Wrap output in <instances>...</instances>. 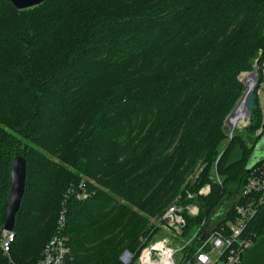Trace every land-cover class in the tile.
I'll use <instances>...</instances> for the list:
<instances>
[{
  "label": "trees",
  "instance_id": "16d2710c",
  "mask_svg": "<svg viewBox=\"0 0 264 264\" xmlns=\"http://www.w3.org/2000/svg\"><path fill=\"white\" fill-rule=\"evenodd\" d=\"M255 58L264 61V0H0V234L12 160H26L12 260L36 263L62 209L64 264H121L124 249L135 259L157 229L150 218L205 184L182 229L202 227L186 257L204 227L234 222L264 137L259 84L248 125L226 140L223 121ZM243 234L264 236V201Z\"/></svg>",
  "mask_w": 264,
  "mask_h": 264
},
{
  "label": "built area",
  "instance_id": "2783aa9c",
  "mask_svg": "<svg viewBox=\"0 0 264 264\" xmlns=\"http://www.w3.org/2000/svg\"><path fill=\"white\" fill-rule=\"evenodd\" d=\"M261 77V81L258 82L259 73L257 72L256 85L259 84L256 90L257 96L260 95L261 91L264 93V67L261 69ZM259 88L261 89L260 92L258 91ZM242 100L243 97L240 98V101ZM245 116H247L246 118L249 117L247 114ZM241 122H244L243 119ZM259 132L260 129L257 133ZM83 187L84 184L81 182L79 185L81 191L76 193L77 198L86 196ZM208 192V187L200 191L203 194ZM241 197V203L235 206L236 216L234 222L229 223L228 226L214 228L205 233L204 238L198 241L200 245H197L190 257L187 258L186 251L182 250L184 245L182 247H172L165 239H158L150 241L142 247L137 257V264H241L245 251L253 243L252 238L244 235L243 231L248 221L255 214L257 207L264 201V159L259 165H255L250 169L249 175L246 177L241 189ZM185 210L190 214H195L197 211L192 206H188ZM184 213V209L181 206L170 205L160 218L169 227L181 232L186 225ZM64 227L65 209H62L57 220V230L45 244L41 257L35 264H64L65 258L70 252L67 245L68 237L64 233ZM197 233L198 230L193 235L194 239L198 236ZM14 238L13 229L6 230L2 228L0 249L9 264H16L10 256ZM176 254H179L180 257L175 260ZM124 264H130L129 260L125 261Z\"/></svg>",
  "mask_w": 264,
  "mask_h": 264
},
{
  "label": "rangeland",
  "instance_id": "374dc122",
  "mask_svg": "<svg viewBox=\"0 0 264 264\" xmlns=\"http://www.w3.org/2000/svg\"><path fill=\"white\" fill-rule=\"evenodd\" d=\"M126 6L129 8L130 5H127ZM123 7L120 6V9H122ZM258 54H260V50L258 51ZM264 65V61L263 63L259 64L257 63V59L255 58L253 63H252V68L250 70H247V71H242L238 78L239 80L242 82L243 86H244V89L246 88V85L244 84V82H246V84L248 85L249 83V80L252 79L253 75H252V72L253 71H256L258 72V68L260 66ZM253 80V79H252ZM255 88V87H254ZM243 89V91H244ZM260 88L258 89V91L260 92ZM243 91H242V94H243ZM262 92V91H261ZM256 96H257V92H256ZM242 97V95H240L238 97V99L236 100V103L235 105L233 106V108L230 110L233 111L236 109V107L238 106L239 104V101H240V98ZM257 96V106L256 104L254 105V107L256 106L258 111L260 110V114L262 115L261 117V121H263V109H264V96L260 97ZM230 112L226 115L224 121H223V127L225 128V133H226V140H229L232 135H233V131L235 130H241L243 129L245 126L248 125V118L250 117V113L247 114L249 117L246 118L247 116L243 117V121L244 122H241L242 119L240 121H237L233 124V126L231 128H229L228 124H226V119L228 117V115L230 114ZM234 115L232 116V119H233ZM262 124V122H260V125ZM262 130V127L260 128V131ZM258 132V131H257ZM224 141H222L220 143V148L223 147L224 145ZM215 163V162H214ZM202 169V166H197L193 171L189 172L187 175H186V179L184 180V186L186 184L189 183V181H191V179L195 178L196 176H198V174L200 173ZM214 172V176L216 178V180L218 182H220L219 180V177L218 175L216 174V170L214 169L213 170ZM205 187H208L209 189V184H205L203 185L202 187H200L197 191L195 192H190V191H187L185 192L186 194V198L183 199L180 195L176 196L174 198V200L167 206L169 207L170 205H178V206H181L183 209H184V216L186 217H191V218H194V217H197L199 215V207L198 205L194 202L196 196L198 195H205L203 193H200V191H202ZM188 206H192V207H195L197 209L196 213L195 214H190L188 213L185 209H187ZM167 207L165 208V210L167 209ZM164 210V211H165ZM163 211V213H164ZM60 213V212H59ZM162 213V214H163ZM59 216V215H58ZM158 219V220H157ZM154 221V223H156V225L154 226L155 228H157L153 234L150 236L149 240H147V242L145 244H143V246H145L147 243H149L150 241H153V240H162V239H165L166 241L169 242V245L172 246V247H182V245H184V247H182V250L184 251L186 249V247L188 245H191V246H195V243H192V240L194 239L193 238V235L195 234V232H197L198 230V227L200 228L201 225H198V227H194L193 229H191L188 233V236L186 235H183L182 231L181 232H177V230H175L173 227H169L168 224H166V222L163 220L161 221V218H156V217H151L150 218V223L152 224V222ZM202 228V227H201ZM213 228V226H210L208 230H206L205 232L207 233L209 230L211 231ZM202 232H203V229H202ZM202 232L200 231L199 232V235L202 234ZM147 238V237H146ZM145 238V239H146ZM258 240L256 241H253V243L250 245L249 249L257 242ZM197 245H200V244H196V247ZM142 246V247H143ZM141 247V249H142ZM140 249V250H141ZM246 253V252H245ZM139 253L137 254L136 258L134 259V255L132 253H130V251H128L127 249H124L118 256V260L121 264H124L125 261L129 260V263L130 264H137V257H138ZM180 257L179 254H176L175 255V260L178 259Z\"/></svg>",
  "mask_w": 264,
  "mask_h": 264
},
{
  "label": "water",
  "instance_id": "95a60500",
  "mask_svg": "<svg viewBox=\"0 0 264 264\" xmlns=\"http://www.w3.org/2000/svg\"><path fill=\"white\" fill-rule=\"evenodd\" d=\"M16 8L18 9H25L29 8L35 5L40 4L43 0H9ZM252 86L250 88H247L246 82L244 84L246 85V88L243 91L242 97L244 101V107L246 110V114H249L255 104L254 101V87L257 84V72H252ZM234 112L231 111L226 119V124H228L229 128L232 127L233 124L230 123L231 115ZM248 140H250V137H247ZM264 159V137L261 138V140L256 144L252 158L250 162L248 163L247 169L250 170L252 167L255 166L257 162H260ZM10 186L8 190L7 197L5 198V222L3 224V229L6 230H12L15 220V214L20 206L21 198L24 193V187H25V175H26V160L23 156L17 155L13 158L11 163V169H10ZM204 227L202 234L200 235V240L204 238L205 236V230Z\"/></svg>",
  "mask_w": 264,
  "mask_h": 264
},
{
  "label": "crops",
  "instance_id": "0c3cea01",
  "mask_svg": "<svg viewBox=\"0 0 264 264\" xmlns=\"http://www.w3.org/2000/svg\"><path fill=\"white\" fill-rule=\"evenodd\" d=\"M262 96H264L263 92L260 93V97ZM245 252L241 264H264V236L260 237L258 241Z\"/></svg>",
  "mask_w": 264,
  "mask_h": 264
},
{
  "label": "bare ground",
  "instance_id": "6f19581e",
  "mask_svg": "<svg viewBox=\"0 0 264 264\" xmlns=\"http://www.w3.org/2000/svg\"><path fill=\"white\" fill-rule=\"evenodd\" d=\"M252 82H253V80L250 79L249 83L247 85V88H250L252 86ZM233 115H234V117L232 119ZM244 115H246V110L244 107V101L242 100L239 102L238 106L236 107V109L232 113V115L230 117V119H231L230 123L234 124L235 122L240 121L244 117Z\"/></svg>",
  "mask_w": 264,
  "mask_h": 264
}]
</instances>
